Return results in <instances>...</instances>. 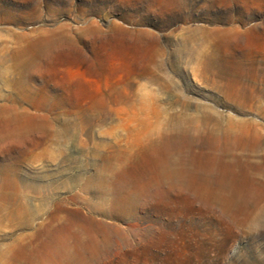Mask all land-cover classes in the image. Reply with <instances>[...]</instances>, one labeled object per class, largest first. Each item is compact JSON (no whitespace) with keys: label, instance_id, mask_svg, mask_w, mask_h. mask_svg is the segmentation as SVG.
Segmentation results:
<instances>
[{"label":"rangeland","instance_id":"rangeland-1","mask_svg":"<svg viewBox=\"0 0 264 264\" xmlns=\"http://www.w3.org/2000/svg\"><path fill=\"white\" fill-rule=\"evenodd\" d=\"M32 46L30 94L0 77V264H264V0H0V67Z\"/></svg>","mask_w":264,"mask_h":264},{"label":"bare ground","instance_id":"bare-ground-1","mask_svg":"<svg viewBox=\"0 0 264 264\" xmlns=\"http://www.w3.org/2000/svg\"><path fill=\"white\" fill-rule=\"evenodd\" d=\"M39 50L41 48L32 46L27 49L29 53H32V57L29 59H16L14 65L12 67H0V77L4 80V85L11 86V88L17 89L23 95L30 94L31 85L29 84L30 79L35 76L38 72H41L42 65L37 61V56L40 54ZM178 53L181 55H187L189 57V65H193L194 69L201 71L202 73L208 74L215 62V57L213 54H206L202 51H196L190 48L187 44L181 45L180 48L177 49ZM18 74L19 77H16L14 80H7V76L10 74ZM17 76V75H16ZM194 122V121H193ZM190 123V122H189ZM192 123V122H191ZM156 126V125H155ZM190 127V126H189ZM182 133L177 132L174 136L179 137L181 134H189L193 131V133H200L202 128L196 124L192 128H187L181 126ZM154 134H161L160 129L155 128ZM13 134L19 135V131H13ZM192 135V134H191ZM186 136V135H185ZM195 137V136H194ZM166 138V137H165ZM178 139V138H177ZM15 147H11L10 149H14ZM31 150V149H30Z\"/></svg>","mask_w":264,"mask_h":264}]
</instances>
